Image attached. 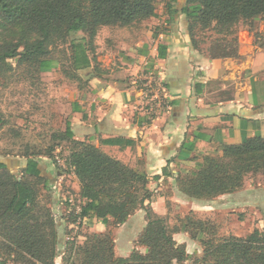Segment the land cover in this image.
<instances>
[{"label":"crops","instance_id":"crops-1","mask_svg":"<svg viewBox=\"0 0 264 264\" xmlns=\"http://www.w3.org/2000/svg\"><path fill=\"white\" fill-rule=\"evenodd\" d=\"M184 3L177 0L174 6L156 7L157 16L142 21L141 28L104 26L99 30L92 64L80 71L86 88L79 89L70 102L68 121L75 139L91 142L105 153L117 147L125 153L126 146H131V167L142 164L153 195L146 204L179 228L173 237L186 246L188 255L180 264H212L203 260L199 238H209L217 230L203 229L193 238L188 217L199 213L202 223L213 228L217 217L240 213L243 224L252 217L260 220L257 227L262 229L264 175L252 178L244 189L211 199L183 193L177 180L199 171L207 158L222 157L226 146L264 138V26L254 32L241 30L236 56H213L193 48ZM160 45L164 46L163 57L159 56ZM153 73L162 84L150 88ZM116 140L123 145L112 146ZM43 161L41 166L54 177L52 162ZM57 176H71L80 192L73 173ZM168 203L188 209L183 214L186 220L174 224ZM67 225L78 229L87 225L98 234L108 229L95 217ZM146 225V211L138 209L114 229L116 256L127 258L135 249L146 252L137 244ZM77 236L85 239L82 232Z\"/></svg>","mask_w":264,"mask_h":264},{"label":"trees","instance_id":"trees-1","mask_svg":"<svg viewBox=\"0 0 264 264\" xmlns=\"http://www.w3.org/2000/svg\"><path fill=\"white\" fill-rule=\"evenodd\" d=\"M170 2L169 6H174V1ZM183 13L192 46L198 49L192 34L197 25L209 28L217 22L221 32H231L241 19L264 14V0H185ZM156 16V0H0V75L13 69L7 60L14 58H19L20 64H33L41 73L52 71L61 63L54 47L63 43L69 45L71 67L82 80L79 72L91 66L96 52L95 38L102 27H127ZM222 52L216 55L211 49L210 54L231 56L224 49ZM164 55V46L160 45L159 56ZM4 124L0 116V126ZM60 137L72 145L64 160L65 170L57 174L73 173L80 185L77 204H65L66 223L95 217L108 228L105 233H90L83 245L69 246L66 264L80 254H84L80 264H180L187 259L186 246L173 237L178 226H171L168 217L157 214L150 203L146 204L153 195L140 162L137 168L131 167L91 142L75 139L70 121ZM54 149L44 155L24 153L27 164L21 172L16 170L20 160L18 164L12 159L0 160V251L17 262L57 264L61 224L55 216L52 192L48 206H41L39 189L43 183L44 188L51 190L50 182L56 175L46 172L38 160L40 155L56 162L58 155L53 154ZM252 168L256 172L264 169L261 136L226 146L222 157H209L199 171L181 175L178 186L191 197L211 199L242 188L244 174ZM65 193L72 196L71 192ZM138 209L146 211L147 225L137 240L146 253L135 249L127 258L118 257L114 250V229ZM188 221L192 224L193 238L199 237L200 230L214 229L201 220L188 217ZM260 236L257 231L249 238L232 236L218 244L212 237H201L203 260L212 264H264V239Z\"/></svg>","mask_w":264,"mask_h":264},{"label":"rangeland","instance_id":"rangeland-1","mask_svg":"<svg viewBox=\"0 0 264 264\" xmlns=\"http://www.w3.org/2000/svg\"><path fill=\"white\" fill-rule=\"evenodd\" d=\"M171 0H156V7L158 6H169ZM174 1V0H172ZM176 5V2H173ZM142 22H136L129 27H142ZM217 22H213L209 28H203L201 25H197L192 34L194 44L198 47L201 52L210 54L211 49L216 52V55L224 54L227 52L231 54L230 57H234L235 50L238 48L239 33L241 30H248L254 32L255 30H261L264 26V14L261 13L251 19H241L231 30V32H221L220 27L217 28ZM83 33H80V36ZM191 39V38H190ZM68 46L63 43H59L57 47H54L55 56H57L61 63L56 66V68L49 73H41L29 62H24L22 64L18 63L19 58L8 59L7 62L13 66L12 70H7L3 75H0V116L4 118L5 124L0 126V160L1 159H12L18 160L22 163L19 167H16L17 171H23L25 168L23 164L27 161V158L23 156L24 153L36 156L37 154L44 155L51 148L54 149V153L58 155L60 161L50 160L51 166L56 174L54 183H57V187H62L65 192H71L73 197L77 193V184L71 179V176H66V179L58 177V171H64L65 168L64 160L70 154L71 143L62 140L60 135L65 131L66 123L68 121V116L70 112V102L74 100L77 95V91L80 89H85L86 85L84 80H80L74 69L71 67L68 51ZM233 54V55H232ZM80 76L82 72H79ZM88 74V71L85 72ZM83 79L82 77H80ZM128 145V142H124ZM123 145V142L116 140L112 142V146ZM126 152H118V147L116 149L109 148V151L113 153H107L114 158H122L123 163L131 166L130 151H132L131 146H126ZM38 155V160L45 162L43 160H48L46 157L40 158ZM49 161V162H50ZM229 162V160L225 161ZM46 164V163H45ZM50 164V163H48ZM233 171H231L232 173ZM66 175V173H64ZM264 175V169L255 171L254 168L248 170L244 174L247 184L245 182L242 188L244 189L248 186V183L253 182L258 176ZM244 180V181H245ZM51 186V184H50ZM40 189V200L41 206H48L50 202L49 192L53 189L48 190L44 188V184H39ZM237 190V191H238ZM53 193V192H52ZM59 198L53 194V207L55 211V216L57 221L61 224L59 225V239L57 246V264H66L64 259H68V248L72 244L83 245L86 242V236H90L89 227L84 225L82 229L77 227H69L65 219L68 214L64 212L65 205H58ZM60 203V202H59ZM178 206V208H177ZM258 203L256 207L258 208ZM70 207V206H69ZM168 207L171 212V217L175 222H182L186 220L184 218V212L188 209L184 207L180 208L177 203H168ZM256 208V209H257ZM240 215V213H238ZM238 214L235 217L223 214L221 217H217L215 221V226L213 228L217 230L216 234L211 236L212 239H216L215 244L222 242L224 238L236 236L238 238H249L254 232H260L261 239H264V227L259 229L257 224L260 220L252 219L250 217L248 221L244 224L239 221ZM246 213L244 212L243 215ZM252 216H257V213L251 214ZM65 216V217H64ZM183 216V218H182ZM188 216V215H185ZM193 221L201 220L199 218V213H191L189 216ZM178 220V221H177ZM79 221V220H78ZM64 222V223H63ZM108 231V230H107ZM82 232L85 239H78L77 233ZM68 233L70 239H68ZM71 240L70 243L67 242ZM146 253V252H145ZM84 254L80 256L74 255L73 260H70L68 264L75 261L77 263H82ZM0 264H24L17 262L14 259H10L4 251H0ZM40 264V263H39Z\"/></svg>","mask_w":264,"mask_h":264},{"label":"built area","instance_id":"built-area-1","mask_svg":"<svg viewBox=\"0 0 264 264\" xmlns=\"http://www.w3.org/2000/svg\"><path fill=\"white\" fill-rule=\"evenodd\" d=\"M151 77H152V80L149 84L150 88H152L154 85L161 86V84H162L161 80L159 78H157L154 73L151 74ZM48 160H50V159H48ZM58 161H60V160L58 159ZM57 185H58L57 183H52L50 186V189H53L52 194L56 195L60 200L56 204L57 205L56 207L59 208L58 205H60V204L65 205L67 202L70 203V206H74L75 204H77L76 199H75V197H73V195L71 197H68L67 194L64 192L63 188L62 187L59 188V187H57ZM79 211H80V207L77 208V212H79ZM78 220H81V219H78Z\"/></svg>","mask_w":264,"mask_h":264},{"label":"water","instance_id":"water-1","mask_svg":"<svg viewBox=\"0 0 264 264\" xmlns=\"http://www.w3.org/2000/svg\"><path fill=\"white\" fill-rule=\"evenodd\" d=\"M84 77H85V78H89V76H88V75H85Z\"/></svg>","mask_w":264,"mask_h":264}]
</instances>
